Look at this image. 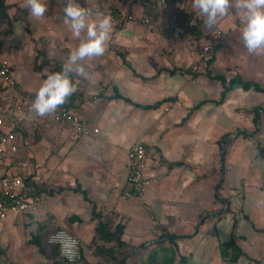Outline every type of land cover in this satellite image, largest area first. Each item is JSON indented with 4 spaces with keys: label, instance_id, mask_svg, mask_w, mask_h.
I'll list each match as a JSON object with an SVG mask.
<instances>
[{
    "label": "crops",
    "instance_id": "obj_1",
    "mask_svg": "<svg viewBox=\"0 0 264 264\" xmlns=\"http://www.w3.org/2000/svg\"><path fill=\"white\" fill-rule=\"evenodd\" d=\"M44 2L43 18L28 12L18 21L23 37L14 47L33 80L12 67L23 91L12 97L10 88L0 90L2 112L24 106L14 127L19 152L2 158L0 174L32 176L39 206L0 219V264H67L47 241L60 227L81 240L78 264H264V91L222 95V79L236 75L264 86V57L240 44V19L223 18L227 45L202 59L210 43L205 29L175 37L185 28L175 11L138 0H86V8L110 15L113 27L105 54L86 63L91 79L74 77L78 91L62 106L99 129L77 135L50 115L29 112L30 94L57 71L51 63L63 65L79 43L63 23L65 1ZM150 10V24L127 18ZM26 39L33 59L25 58ZM41 49L46 67L36 60ZM138 141L147 146L151 182L143 197L125 199L127 154ZM229 240L242 250L237 260L222 253Z\"/></svg>",
    "mask_w": 264,
    "mask_h": 264
},
{
    "label": "clouds",
    "instance_id": "obj_2",
    "mask_svg": "<svg viewBox=\"0 0 264 264\" xmlns=\"http://www.w3.org/2000/svg\"><path fill=\"white\" fill-rule=\"evenodd\" d=\"M25 7L31 17L40 19L47 12L44 0H26ZM234 7L239 15L241 28L238 40L251 56L264 57V0H191L195 13L192 24L203 18L205 28L215 30L218 22L230 14ZM63 23L79 43L73 48L61 70L47 75L35 91L29 112L35 117L54 114L69 98L78 91L79 80L74 77L91 79L86 63L101 57L107 51L113 27L112 17L108 14L82 7L77 0H67L63 8ZM52 244L61 245V254L71 262L77 252L76 241L66 233H57L49 238Z\"/></svg>",
    "mask_w": 264,
    "mask_h": 264
},
{
    "label": "built area",
    "instance_id": "obj_3",
    "mask_svg": "<svg viewBox=\"0 0 264 264\" xmlns=\"http://www.w3.org/2000/svg\"><path fill=\"white\" fill-rule=\"evenodd\" d=\"M167 0H156L160 6L165 4ZM157 6V5H156ZM128 20L140 21L142 24H150L153 21L151 16L146 14H129ZM192 18L189 22L190 27H194L197 24H192ZM216 36L215 42L208 43L202 47L200 56L202 59L207 58L213 51L214 46H225L227 41L223 36V31L217 27L215 30ZM186 34V28H180L174 32L175 37H180ZM197 65V64H196ZM0 81L4 87L12 90V97L16 93H21L23 88L15 80L12 73V65L7 57L0 56ZM35 91L30 94V101L32 103L34 99ZM12 115L8 116L0 109V161L7 154H16L19 152L20 139L18 134L14 131L16 121L21 119V115L24 112L23 104L15 103ZM55 122L68 125L72 131L77 135H90L92 131L98 133L99 129L94 130L83 120L81 115L73 110L65 109L62 106L54 113L50 115ZM128 164L130 168L129 183L130 189L123 192L122 197L128 198H141L144 196L147 187L150 185V179L147 175L148 168V155L147 146L144 142L138 141L134 143L128 151ZM27 177L12 176L9 174H0V219L6 218L13 212H28L33 211L39 206L38 199L33 196L34 185L30 184ZM36 180H40V176L36 177ZM57 233H66L68 237L76 241L75 249L77 255L73 261H69L66 256L61 254V245L59 243L52 244L49 242V238ZM48 243L56 246L59 249L61 258L67 264L77 263L82 259L81 240L77 235L70 232L66 228L60 227L52 231L47 239Z\"/></svg>",
    "mask_w": 264,
    "mask_h": 264
},
{
    "label": "trees",
    "instance_id": "obj_4",
    "mask_svg": "<svg viewBox=\"0 0 264 264\" xmlns=\"http://www.w3.org/2000/svg\"><path fill=\"white\" fill-rule=\"evenodd\" d=\"M53 1H55V0H53ZM63 1H65V3H67V0H63ZM77 2L82 7H85L87 4L86 0H77ZM13 5L14 4L8 2V0H0V53L3 50L5 38L8 37V35H9V30H12L16 26L17 21H20L21 17L25 15L24 9H22L19 6H16V10L13 13H11L10 8ZM166 5L168 6V8L171 12H173V11L176 12V14H175L177 16L176 18L179 19L180 25L185 27L187 32H190V33L194 32L195 33V32H198L199 30H202V28H203V29H205L204 31H205L206 35L209 37L210 43L215 42V39H213L211 37L210 33L206 31V28H205L203 21H202L203 18L197 19V24L194 27H190L189 22H190L192 17L189 16L187 13H184L181 9L176 7V0H167ZM147 15L151 16V17L155 16L154 12H152L151 10L148 11ZM44 57H45V50L41 49L36 56V60H38V59L41 60L40 62H41L42 67H46L48 65V64H46ZM56 63H57V66H55L54 64L51 63L50 67L54 66L53 67L54 70L57 69V71H60V68L62 67V65L60 64L59 61H56ZM54 72H56V71H54ZM222 82L224 84V90L222 92L223 97H225L231 90H233L235 88H242L245 90L256 89V90L264 91V86H261L258 82H254V81L245 79L242 75H236L235 77H233L230 80L222 79ZM1 89H3V84L0 81V90ZM19 130H20L19 125L16 128H14V131L16 133H19ZM26 180H28V182H30L29 180H32V176H28L26 178ZM34 195H35V192H34L33 196ZM118 243H119V245H122L124 242L122 240L118 239ZM221 249H222V253L231 260H237L242 254V250L239 249V247L235 244V242L233 240H229L228 242L223 243L221 245ZM127 250H129V248L125 249L122 253H125V251H127ZM78 263L79 262L73 263V264H78Z\"/></svg>",
    "mask_w": 264,
    "mask_h": 264
},
{
    "label": "rangeland",
    "instance_id": "obj_5",
    "mask_svg": "<svg viewBox=\"0 0 264 264\" xmlns=\"http://www.w3.org/2000/svg\"><path fill=\"white\" fill-rule=\"evenodd\" d=\"M25 1L26 0H8V2H10V3H12V4L15 5V6L13 5L10 8V12L13 13L16 10V6H18L17 4H15L16 2L17 3H19V2L22 3L23 2L25 4ZM138 1L141 2V3H143L144 5L150 6V9H153L152 7H157V8H163V10L165 12L167 10H169V8L167 6L168 4L166 5V3H165V4H163V5L160 6L159 4H157L156 0H138ZM178 3L180 5L181 4H184V5L191 6V0H176V4H178ZM233 4H234V0H233ZM21 8L24 9V14L27 15V13L29 11L25 7V5L23 7H21ZM187 14L189 16H191L192 18H194V16H195V13L192 11V9ZM160 15L165 16L166 14H162L160 12ZM226 18H231L232 20H238L239 21V15H238V13H237V11H236V9L234 7H232L230 9V14L227 17H225L224 19H226ZM222 20L223 19H221L218 22V26H219V24L221 23ZM24 27L26 28L25 29L26 35H28L27 32L28 33L30 32V30L28 28V25H25ZM206 31L207 32H212L211 30H209L207 28H206ZM21 32H22V25L20 23H18V21H17L16 26L12 30H9V35H8V37L5 38L4 47H3V50L0 53V56H3V57L5 56V57H7L10 60L11 65L13 67V72H14V74L16 76L19 77V76H22L23 75L25 77V82L30 83L33 80V78L28 73V70L25 69L24 64L22 62H20V59H18V56L16 55L17 54V51L14 50V47L16 46V44H18L20 37H23V36H21ZM20 43H21V45L22 44L24 45V50L26 51L25 52V54H26V57H25L26 60H28L29 57L33 59V53H32V51H30L31 49L29 48V40L28 39H26L25 41L22 40ZM29 55H32V56H29ZM22 135H23V141L24 142H27V139H28V129L26 127H24V129H22Z\"/></svg>",
    "mask_w": 264,
    "mask_h": 264
}]
</instances>
